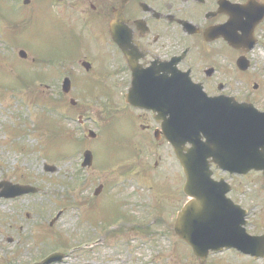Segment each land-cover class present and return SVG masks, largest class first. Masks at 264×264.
I'll use <instances>...</instances> for the list:
<instances>
[{"label":"flooded vegetation","instance_id":"obj_1","mask_svg":"<svg viewBox=\"0 0 264 264\" xmlns=\"http://www.w3.org/2000/svg\"><path fill=\"white\" fill-rule=\"evenodd\" d=\"M12 2L13 8L22 13L39 3L52 2L47 5L53 6L54 24L60 37L61 56L57 63L38 61L36 57L28 60L33 68L31 87L50 90L51 81L60 77L61 88L62 83L67 86L62 101L70 105L69 116L76 115L80 125L91 122L92 126H98L96 129L101 131L98 136L110 123L120 132L123 154L120 157L117 154L112 162L100 167L114 169L117 178H108L100 183L99 189L93 188L90 195L76 203L85 210L95 198L106 193L116 194L118 203L108 210L114 224L97 213L87 217V210L86 220L82 221L81 217V224L100 231L104 241H113V244L107 243L113 248L147 249L162 263L190 264V260H197L206 264L215 254L206 260L194 259L189 245L174 230L179 212L192 198L184 189V169L166 134L175 125L172 112L183 107L182 95L177 92L182 90V79L200 84L208 97L230 98L231 85L247 84L252 70L264 71V57L260 56L264 53V0ZM29 27L31 24L27 23L26 29ZM258 77L264 78V74ZM238 91L242 93V87ZM129 95L134 96L128 98ZM233 96L239 102H249L247 97ZM134 99L149 106L133 105L130 101ZM98 136L94 134V138ZM184 146L188 147L186 143ZM91 151L94 162L95 153ZM142 162H146L143 167L138 165ZM209 166L212 178L228 182L231 187L228 196L236 203L238 188L232 182L236 174L222 172L213 162ZM135 174L151 178L135 193L123 194L120 178ZM9 199L0 197V209ZM249 216L248 210L247 233L263 235L264 217L259 214L258 219L251 220ZM4 218L0 214L1 223ZM39 227L42 229H33L38 234L32 233L24 239L40 236L49 243L65 245L62 239L53 240L51 229ZM90 236L95 239L94 233ZM116 240L120 242L114 244ZM259 247L264 254V242ZM222 252L225 264H233L229 261L233 257L238 260L237 264H264V257L254 258L234 249ZM3 262L0 258V264Z\"/></svg>","mask_w":264,"mask_h":264},{"label":"rangeland","instance_id":"obj_2","mask_svg":"<svg viewBox=\"0 0 264 264\" xmlns=\"http://www.w3.org/2000/svg\"><path fill=\"white\" fill-rule=\"evenodd\" d=\"M48 3L52 2L39 3L32 10L22 13L13 8L12 0H0V178L12 182L23 179L40 188L36 194L22 195L2 203L0 214L3 218L5 215L6 219L4 218L2 223L0 221V231L3 232L0 236V258L4 264H25L33 258L38 259L40 252L37 251L41 240L33 236L26 241L24 236L38 234L33 229L42 226L51 229L50 236L53 240L57 237L65 244L64 249L57 248L58 252L64 254L62 261L52 264H168L157 260L156 255L150 251L131 250L129 246L113 248L114 246L107 245L113 244L112 240L104 241L100 231H93L89 225L81 224V217L84 221L87 214V217L92 218L93 213L106 217L102 219L114 224L109 218L108 210L117 205L118 199L114 196L116 194L106 193L100 198H95L89 203V209L85 210L83 206L79 208L76 203L90 195L98 183L105 182L108 178H117L114 169L110 171L98 167L112 162L117 154V157H120L123 148H120L119 144L120 132H116L113 123L108 124L110 127L93 141H84L82 138L83 135L86 137L88 128H93L97 133L101 132L100 128L97 130L98 126H92L91 122L80 125L76 115L70 116L73 120L67 122L59 116V112L55 111V116L45 106H41L43 103H38V107L33 104L36 102L35 89L25 88L31 82L29 73L33 69L26 61L19 59L17 52L25 46L34 57L41 58L40 61L60 58V37L54 24L53 6L47 5ZM26 22L31 24V27L26 29ZM27 53L30 60L32 55ZM260 56L264 57V53ZM25 67L27 69L23 70ZM262 74L264 71L260 73L257 69L252 70L251 79L247 84L231 85L232 94L240 95V98L247 97L249 102L260 110L263 109L264 78L258 77ZM60 79L59 77L51 81L50 90L43 91L42 86H37V90L43 92L46 98L52 97L53 94L57 99H62ZM255 82L258 84L257 90L252 88ZM241 87L242 93L238 91ZM49 103L52 105L54 102ZM67 105V101H62L60 112L69 111ZM56 119H62V122H56ZM79 139L83 141L80 142ZM88 144H91V150H94L96 166L84 168L78 173L75 170L78 168L76 165L81 161L83 149ZM44 162L56 166L55 171L51 174L45 172ZM146 162L138 165L143 167ZM152 165L153 162L148 168L151 169ZM146 177H137L135 174L125 179L120 178L123 182L120 187L124 188L120 190L123 194H133L151 178ZM232 182L238 188L235 198L243 207L249 208L250 219L256 220L259 214H264L263 175L256 173L245 177L234 176ZM129 201H133L132 198H129ZM58 210L62 212L60 217L49 227V221ZM110 213L112 215V209ZM36 222L40 223L38 227ZM87 232L90 234H86ZM93 233L95 238L100 237L97 242L90 236ZM115 233L117 234L116 231ZM8 237L13 240L11 243ZM119 240L114 244L120 242ZM83 242L90 244L82 247ZM49 247L44 245L41 254ZM186 255L190 258L189 253L186 252ZM212 260H215V264L225 263L221 254L211 257L206 264H212ZM231 260L229 258L233 264L238 263L234 257ZM190 264L200 263L190 260Z\"/></svg>","mask_w":264,"mask_h":264},{"label":"water","instance_id":"obj_3","mask_svg":"<svg viewBox=\"0 0 264 264\" xmlns=\"http://www.w3.org/2000/svg\"><path fill=\"white\" fill-rule=\"evenodd\" d=\"M187 86L182 80V90L177 92L182 95L183 107L172 112L176 120L179 116V123L169 127L167 136L176 148V156L188 178L187 188L196 201L182 209L176 232L202 258L208 250L219 251L223 247L254 254V247H248L251 237L241 227L245 212L225 197L228 187L209 177L207 159L213 158L229 172L245 173L250 169L264 172V112L249 104H238L233 98L231 102L222 97L207 99L200 88ZM202 135L205 141L201 140ZM179 141L192 146L183 153ZM29 189L14 186L10 195H20ZM58 258H48L45 262Z\"/></svg>","mask_w":264,"mask_h":264}]
</instances>
